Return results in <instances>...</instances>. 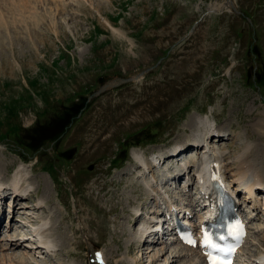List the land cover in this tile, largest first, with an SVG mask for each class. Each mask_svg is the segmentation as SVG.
<instances>
[{"label": "rangeland", "instance_id": "374dc122", "mask_svg": "<svg viewBox=\"0 0 264 264\" xmlns=\"http://www.w3.org/2000/svg\"><path fill=\"white\" fill-rule=\"evenodd\" d=\"M227 2L0 0V177L9 181L25 166L36 193L19 206L30 212L32 200H47L39 214L54 213L58 233L55 255L1 254L24 253L27 264H94L93 248L107 264H173L176 245L132 235L148 202L155 211L132 154L148 161L190 149L206 116L224 136L210 141L229 176L254 165L264 177V0H231L234 10ZM202 157L191 148L154 172L161 182L168 165ZM186 180H169L167 190ZM251 232L247 256L261 251L264 236Z\"/></svg>", "mask_w": 264, "mask_h": 264}, {"label": "bare ground", "instance_id": "6f19581e", "mask_svg": "<svg viewBox=\"0 0 264 264\" xmlns=\"http://www.w3.org/2000/svg\"><path fill=\"white\" fill-rule=\"evenodd\" d=\"M13 5L15 6V4H13ZM11 10H12V7H11ZM13 10H16V7ZM14 12H16V11H14ZM113 84L115 85V83H113ZM197 125H198V128H197L198 132L197 133L195 132L192 134L191 141L194 144L193 145L191 144L190 148L197 149L200 152V154L203 155V157H202L203 162L197 161V159H196L195 164L192 162L189 163L190 160H193V159L195 160V158H190L187 160H181L180 165H177L176 167L168 165V167L166 168L167 174L165 173V175H162L163 181L161 183H159V179H160L159 175L156 174L154 172V170L163 167L165 162L171 157L172 158H178L179 156L186 155L187 153H189L190 149H186L185 146L174 147L171 150V152L167 153L166 155H163V154L157 155L156 154V155H153L152 158H150L148 161H147V159H145L144 154H142L141 152L137 151V152H134L132 154L135 162L138 163V167L141 169V170L139 169V171L141 173L139 178L142 180L141 184L143 186H145L147 194L150 192L151 194L154 195L153 200L155 198V200H154L155 211L150 209V207H149V209L147 208V206L149 205V202H148V205L144 204L147 208V209L146 208L144 209V211H143L144 214L142 215L145 218V220L142 222L141 226H139L138 230L137 231L134 230L132 233V235L133 234L135 235V238L137 240H139V241L142 240V242L144 241L147 243V242H149L150 238H154V241H150L151 244H155V243L157 244L158 242H161V243H165L167 245H168V242H167L168 239L173 240L172 237H169L166 241H164V235L161 233H157V231L160 228V226H159L160 224H159V222L157 223V221H161V219L164 220V218H166V215H167V212L165 210L163 212H161V209L158 207L160 205V200L161 201L165 200V203L166 202L169 203V202L174 201V199H175L168 193L169 191L167 190V189H169L167 187L168 186L167 183L169 182V180L178 181L179 184H181L182 180H183V176L186 175V177L188 179L187 184L184 185L183 187L180 186L179 188H175L172 193H174V194L178 193V195H180V197L176 198V199H178L181 202L189 204V207L190 208L194 207L195 210L198 209L199 200L200 201L202 200V196L200 195V192L194 193L192 190V186H193L194 182H197L199 184V188L209 189L210 186L205 181L206 177L204 176L206 171L208 173H211L212 170L219 172L222 177H224L226 180H228L229 186H231V187H234L237 184L238 188L236 189V192L234 194H236V196L238 198H239V195H241L242 191H244V190L249 192L250 198H253L251 195L255 196L257 194V191H262L263 192L262 195H264V187H263L264 177L260 175L259 171H257L255 173V171L252 170L254 165H253V167L249 166L251 169L248 168L247 170H245L243 167L244 170L238 171L237 175H230L231 180H229V178L227 176V175H229L228 169L226 168L227 164H224V161H222L219 158L220 155L217 151L218 147L213 146L211 144V141H210L211 139H214V137H215V138H217L216 139L217 142H219L224 138V136L217 134V130L214 126V122H212L210 117L206 116L202 119H199L197 121ZM200 128H203V131ZM248 150H249V148H248ZM146 158H148V157H146ZM243 162L245 164H247V167H248L249 161L243 160ZM250 164L251 163H249V165ZM241 167L242 166L240 165V168ZM175 168H178V170H175ZM146 171H148V174L146 173ZM28 174H29V171L27 170V168L25 166L21 165L16 170V172L13 174V177L11 180L5 182L0 177V194L3 191H9V190H12L13 193L15 194V200L13 203V205H14L13 214L14 215L16 213H18V211H19V209H18L19 207L17 206L18 202H21L22 200H24L26 198H27V201L30 198L31 199L35 198L31 194L32 191H30V189L32 187L30 186L29 179L27 178ZM138 174H139V172H138ZM147 176H151L153 178L149 179V177H147ZM156 177L158 180H156ZM164 189H166V190H164ZM207 192L208 191H206V193ZM183 197H186V199ZM6 198L7 197L2 199L0 202L1 209H4V205H5L4 201ZM37 200H38L36 202L37 204L34 206V208L31 209L30 212L26 213L25 211H22V209H24V207L21 208V211L19 212L21 220L18 217H15L13 215L12 220L8 221V223L6 224L5 227L8 228L7 231L9 233V235H7V237H4L5 239H3V240H5L6 243L1 246L2 249L0 251H2V252H4V251L10 252V251H16V250H25V252L36 251V253H39L42 257L44 254H46V257H48L50 255L57 254L58 249H57V244H56L55 239L58 236V233H54V226H53L54 220H55V219H53L54 213L50 216H47V217L41 216L39 214V211L42 210L44 212V210L47 208V206L49 207V204H48L47 200L45 202L40 201L41 199L40 200L37 199ZM246 200H247V198H246ZM238 204H239L238 209H239L240 213H243V214L246 213L247 218L250 219L252 217H256V218L258 217L257 220H258L259 224H258V226H256L253 234L261 233V231L264 230V196L260 195V197H254L253 205H255V207H253L251 212H247L241 207V200L240 199L238 200ZM202 205H204V203H202ZM27 207H28V205H27ZM259 209L263 210V214L261 217L259 216L261 214V212L258 213ZM150 210H152V211H150ZM4 212H5V210H4ZM179 214H180V212H179ZM206 214H208V213L206 212ZM163 215H164V217H162ZM139 216H141L140 210L134 209L133 210V218H138ZM256 218H253V220H255ZM30 219H32V220L34 219L36 221L32 222ZM22 220L24 222H22ZM200 220H201V222L204 221L205 217H200ZM28 222L36 224V225H34L33 230H31V233H32L31 237L32 238L36 237L34 239H37V241H36L37 243H35L31 240H28V239L24 240V238H26L25 236H30V234H27V231L23 230L26 227L25 224L26 223L28 224ZM0 225H3V224L0 223ZM13 229L15 231H17V229H21V230H20V232L17 231L16 233H13ZM18 233L21 234L20 238L18 237ZM132 237H134V236H132ZM262 237L263 238H261L259 240V241H261L259 243V249L261 251L260 252L257 251L258 252V254H257L258 256L256 255L257 257H255V256L249 257L246 255H243V251H242L241 257L245 258V261H247L246 264H264V236H262ZM155 238L158 239L157 242L155 241ZM142 242H141V244H142ZM163 250H164V248H163ZM91 251H92L91 253H92V257H93L92 259L94 261V264H107V258H106L107 256L105 253H103L99 249H96L94 251L93 248L91 249ZM150 253H152V252H150ZM162 253H163V251H159V252H156L155 254L150 255L148 257L150 260L155 261V259H160V255ZM248 253H246V254L248 255ZM9 254L3 255L0 252V257H1L0 259H2L0 264H27L26 257H25L24 253L22 254V256H20V255L14 256L15 254H12V253H11V255H9ZM172 254H173V256H172L173 261H171V262H173V264H176V263L180 264V260L184 261V263H182V264H205L203 257L200 255V253H198L194 249H190L187 247H182V248L177 247V249H175L172 252ZM50 259L51 258H48V261H50ZM137 259H138V257L137 258H131L132 262H136L135 264L138 263ZM33 263H35V262H33ZM165 264H170V260L165 259Z\"/></svg>", "mask_w": 264, "mask_h": 264}, {"label": "snow or ice", "instance_id": "6c2138e0", "mask_svg": "<svg viewBox=\"0 0 264 264\" xmlns=\"http://www.w3.org/2000/svg\"><path fill=\"white\" fill-rule=\"evenodd\" d=\"M221 239H223V237H221ZM188 242L191 244H195V241L192 240L191 238H189ZM203 244L206 248H210L217 253H222L225 251V248L218 245L214 241L212 235L210 233H208L207 231H205ZM227 251L230 252V251H232V249L229 248V249H227ZM208 255H209L211 264H225V262L223 260L213 257L211 252H209Z\"/></svg>", "mask_w": 264, "mask_h": 264}]
</instances>
